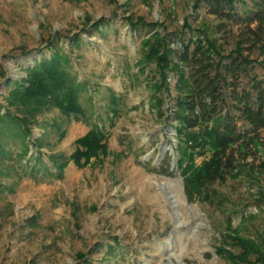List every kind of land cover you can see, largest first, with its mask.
<instances>
[{
    "label": "rangeland",
    "instance_id": "374dc122",
    "mask_svg": "<svg viewBox=\"0 0 264 264\" xmlns=\"http://www.w3.org/2000/svg\"><path fill=\"white\" fill-rule=\"evenodd\" d=\"M208 11L206 0H0L2 113L21 117L8 104V83L21 81L29 66L55 52L69 57L85 109V116L69 117L46 109L24 142L14 135L5 140L0 264H230L219 254L231 248L230 236L261 243L264 144L235 178L213 185L219 195L214 204L203 201L186 187L178 165L171 107L176 78L168 77L170 93L158 94L164 98L160 113L153 64L140 67L144 39L159 30L185 32L186 40L203 22L221 23ZM239 32L237 25L221 30L227 51ZM258 72L264 76V66ZM54 121L60 128L50 126L52 145L41 146L40 154V123ZM93 122L104 125L106 150L79 165L73 154ZM261 136L264 143V129ZM25 144L30 151L21 159ZM39 154L47 166L32 172L29 158ZM207 155L196 156V163Z\"/></svg>",
    "mask_w": 264,
    "mask_h": 264
},
{
    "label": "trees",
    "instance_id": "16d2710c",
    "mask_svg": "<svg viewBox=\"0 0 264 264\" xmlns=\"http://www.w3.org/2000/svg\"><path fill=\"white\" fill-rule=\"evenodd\" d=\"M206 4L208 12L221 23L209 27L203 22L186 40L185 32L174 36L155 30L143 41L140 67L153 64V99L160 113L164 98L158 94L170 93L168 77L174 74L177 94L171 107L173 120L178 122L179 169L186 187L214 204L219 195L213 185L235 178L242 162L256 156L264 144V76L258 72V67L264 66V0H206ZM139 22L144 23L141 19ZM232 25H237L240 32L235 36V48L227 51L219 34ZM171 41H178L180 46H172ZM254 51L258 53L256 58L251 57ZM68 62L67 55L55 52L51 58L29 66L27 77L21 81L8 83V104L16 106L21 117L12 111L2 113L0 105V154H7L4 143L11 136L24 142L31 135L30 124L38 123L37 116L46 109L56 108L67 117L85 116L80 99L83 86L68 69ZM112 99L117 104L114 93ZM40 125L45 126V132L35 144L41 154V146L52 145L48 141L50 126H60L56 121ZM103 129L104 125L93 122L89 132L78 139L79 147L73 154L77 164H88L91 157L106 150ZM29 151L25 144L21 159ZM40 154L29 158L30 171L45 165ZM202 154L209 156L197 164L196 156ZM60 176L61 171L56 174ZM229 238L231 248L221 247L219 254L228 257L230 264H264V237L261 243L236 235ZM85 264L94 263L87 260Z\"/></svg>",
    "mask_w": 264,
    "mask_h": 264
}]
</instances>
